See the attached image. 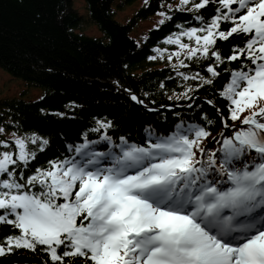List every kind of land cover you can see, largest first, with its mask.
Wrapping results in <instances>:
<instances>
[{
    "label": "snow or ice",
    "instance_id": "6c2138e0",
    "mask_svg": "<svg viewBox=\"0 0 264 264\" xmlns=\"http://www.w3.org/2000/svg\"><path fill=\"white\" fill-rule=\"evenodd\" d=\"M213 3L179 0V10L195 13L201 26L181 28L164 44L176 46L167 60L175 58L177 75L201 81L199 87L213 85L226 61L239 62L219 92L227 110L216 109L219 139L181 123L145 146L124 137L117 144L107 132L112 124L98 120V140L85 136L69 146L74 155L29 175L49 141L14 137V151H0V231L14 230L0 241V256L40 246L51 264H264V0ZM237 36L242 46L222 57L218 42ZM154 51L149 59L163 58L166 49ZM201 58L210 61V78L179 71ZM192 91L182 95L191 99ZM102 143L107 151L94 147ZM212 143L218 147L210 149ZM9 148L0 141V149Z\"/></svg>",
    "mask_w": 264,
    "mask_h": 264
},
{
    "label": "trees",
    "instance_id": "16d2710c",
    "mask_svg": "<svg viewBox=\"0 0 264 264\" xmlns=\"http://www.w3.org/2000/svg\"><path fill=\"white\" fill-rule=\"evenodd\" d=\"M133 1L85 0L83 13L72 0H0V69L25 84L17 95L0 96V128L3 133L24 138L39 135L49 141L44 152H37V159L25 170L27 174L47 168L51 160L74 155L69 146L74 148L85 136L89 141L98 140L103 130L92 131L98 120L112 124L107 132L117 144L124 137L129 143L145 146L150 137L170 135L181 123L203 126L211 133L209 140L219 139L222 126L216 109L225 115L227 112L219 92L239 62L220 65L217 70L221 76L213 85L199 87V80L184 81L166 57H149L157 56L155 49L168 46L164 40L169 35L181 28L201 26V21L194 19L195 13L180 11L181 6H167L176 0H146L127 21L118 20L116 12ZM159 10L171 19L151 27L142 40L133 38L132 26ZM210 18L211 11L205 20ZM90 25L101 34L86 33ZM243 39L237 36L230 42H218L221 56L226 58L233 47L242 46ZM185 63L189 67L180 72L189 76L198 72L210 78L206 72L210 61L201 58ZM189 87L194 89L189 93L191 99L182 95ZM25 88L38 89L40 94L27 98ZM132 95L142 103L133 101ZM209 100L213 104L207 103ZM204 116L213 124H207ZM231 125L229 121V129L223 130L225 135L231 134ZM5 141L14 151L11 140ZM94 147L108 150L103 143ZM208 147L215 149L218 145ZM29 148L38 150V145L29 144ZM13 231L4 227L0 241ZM0 264L51 261L38 246L0 256Z\"/></svg>",
    "mask_w": 264,
    "mask_h": 264
},
{
    "label": "rangeland",
    "instance_id": "374dc122",
    "mask_svg": "<svg viewBox=\"0 0 264 264\" xmlns=\"http://www.w3.org/2000/svg\"><path fill=\"white\" fill-rule=\"evenodd\" d=\"M146 0H134L130 4L125 5L123 8L118 10L116 12V16L118 20L125 22L129 19V17L135 12V10L142 5ZM74 7L80 11L83 12L85 11V0H72ZM168 7H177L179 5V0H176L175 2L168 3ZM160 13H164V16H161ZM167 16V13L164 10H159L158 12L154 13L153 15L145 18L138 20L131 28L130 34L133 38L137 40H142L144 36L146 35L147 31L155 26L156 24L159 23L161 19H164ZM86 33L91 34V35H99L101 32L98 30V28L95 25H90L84 30ZM164 56L166 57V61L169 64H176L177 61L175 58L169 62L167 60V55L170 54L172 51H176V46L174 45H168L165 48H162L161 50H165ZM157 53V52H156ZM23 81L10 76L7 72L3 71L0 69V96L3 95H17L19 94L20 90H22L25 86V84L22 83ZM26 89V88H25ZM40 94V90L35 89V88H27L26 89V97L27 98H35ZM14 137H22L20 135H15L14 133H0V141H5L6 140H13ZM3 150H9L10 149H0V151Z\"/></svg>",
    "mask_w": 264,
    "mask_h": 264
}]
</instances>
